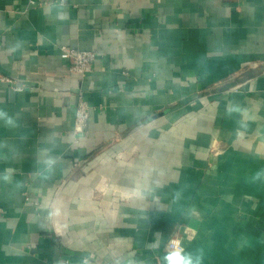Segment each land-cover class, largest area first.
I'll return each instance as SVG.
<instances>
[{
    "label": "crops",
    "instance_id": "crops-1",
    "mask_svg": "<svg viewBox=\"0 0 264 264\" xmlns=\"http://www.w3.org/2000/svg\"><path fill=\"white\" fill-rule=\"evenodd\" d=\"M31 1L0 0V264H264V0Z\"/></svg>",
    "mask_w": 264,
    "mask_h": 264
},
{
    "label": "built area",
    "instance_id": "built-area-1",
    "mask_svg": "<svg viewBox=\"0 0 264 264\" xmlns=\"http://www.w3.org/2000/svg\"><path fill=\"white\" fill-rule=\"evenodd\" d=\"M60 4L65 3L67 0H56ZM31 2L35 3L34 0ZM62 56L69 60L70 70L76 72L82 76H86L87 73L91 72L93 62L96 58V53L92 50H83L67 45L61 46ZM7 79L6 77H2ZM20 87H18L19 89ZM90 116V105L89 103L81 97L76 108V120H75V130L76 132H83L85 129L88 119ZM179 246L183 249L178 237L172 238L167 243V251H170L173 247Z\"/></svg>",
    "mask_w": 264,
    "mask_h": 264
},
{
    "label": "clouds",
    "instance_id": "clouds-1",
    "mask_svg": "<svg viewBox=\"0 0 264 264\" xmlns=\"http://www.w3.org/2000/svg\"><path fill=\"white\" fill-rule=\"evenodd\" d=\"M258 177L259 173L256 178ZM164 260L165 264H199V257H193V255L185 253L178 245L166 253Z\"/></svg>",
    "mask_w": 264,
    "mask_h": 264
}]
</instances>
